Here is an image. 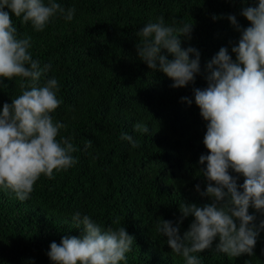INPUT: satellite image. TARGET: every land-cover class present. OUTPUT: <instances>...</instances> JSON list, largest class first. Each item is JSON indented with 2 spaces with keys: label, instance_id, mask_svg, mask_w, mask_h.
Returning a JSON list of instances; mask_svg holds the SVG:
<instances>
[{
  "label": "trees",
  "instance_id": "trees-1",
  "mask_svg": "<svg viewBox=\"0 0 264 264\" xmlns=\"http://www.w3.org/2000/svg\"><path fill=\"white\" fill-rule=\"evenodd\" d=\"M56 2L65 9L75 8L71 21L57 14L40 32L22 17L13 16V23L19 34L31 36L33 59L41 67L50 65L39 83L52 77L59 82L61 104L52 116L67 125L58 139L71 138L77 163L54 171L51 179L42 175L25 201L0 188V264H52L48 256L52 242L82 235L72 221L77 211L104 227H126L135 237L126 264H186L157 232V219L175 224L182 199L198 205L210 202L196 192V185L201 191L206 188L198 172L206 164L198 162L208 150L203 143L207 122L195 104L194 89L207 86V64L222 47L236 59L231 49L240 33L227 17L234 15L241 28L250 26L241 10L256 0ZM160 16L170 25L194 24L191 39L182 42L183 48L200 52L201 71L194 84L173 88L171 79L138 58L137 32ZM20 82L3 80L0 111L21 94ZM184 97L192 100L190 106L182 101ZM138 122L150 131L135 132L133 125ZM123 133L133 136L139 146L121 139ZM89 140L92 145L86 147ZM242 183L240 176L238 184ZM249 212L256 215L257 225L264 220L254 209ZM192 220L183 221L181 234ZM218 242L197 254L201 264H264V229L253 255L216 252Z\"/></svg>",
  "mask_w": 264,
  "mask_h": 264
},
{
  "label": "clouds",
  "instance_id": "clouds-1",
  "mask_svg": "<svg viewBox=\"0 0 264 264\" xmlns=\"http://www.w3.org/2000/svg\"><path fill=\"white\" fill-rule=\"evenodd\" d=\"M75 11L56 0H0V88L5 87V79L21 81V94L0 111V188L11 190L21 201L29 199L42 175L51 179L54 171L67 170L77 161L71 138L58 139L67 125L52 116L61 104L59 82L52 77L39 83L50 65L41 67L33 59L29 51L32 38L18 33L13 16L31 22L40 32L57 14L71 21ZM241 15L250 26L241 28L234 15L227 17L240 33L231 49L236 59L222 47L207 64V86L194 89L195 104L207 122L203 143L208 150L198 162L206 164L198 170L206 188L201 191L196 185V192L210 202L198 205L182 199L175 224L157 219V232L186 264H201L197 254L212 249L216 240V252L230 257L253 255L259 231L264 229V220L257 225L256 215L249 212L251 208L264 215V0L243 7ZM193 27L184 21L170 25L160 16L137 32L138 58L171 79L176 89L194 84L201 71L199 50L182 47L183 41L191 39ZM182 101L192 104L188 97ZM133 129L150 131L143 122ZM121 139L139 146L127 133ZM91 145L90 140L86 142V147ZM240 176L242 184H238ZM189 217L192 223L181 234V224ZM72 221L82 235H66L59 244L52 242L48 252L52 264H126L135 237L125 226L104 227L79 211ZM113 223L118 225L119 219Z\"/></svg>",
  "mask_w": 264,
  "mask_h": 264
}]
</instances>
